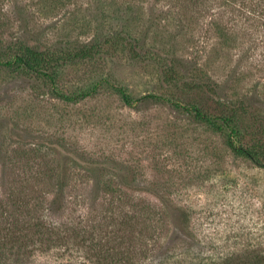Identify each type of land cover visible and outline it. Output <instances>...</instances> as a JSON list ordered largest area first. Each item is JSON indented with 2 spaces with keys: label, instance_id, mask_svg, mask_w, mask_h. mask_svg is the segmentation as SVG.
I'll list each match as a JSON object with an SVG mask.
<instances>
[{
  "label": "rangeland",
  "instance_id": "374dc122",
  "mask_svg": "<svg viewBox=\"0 0 264 264\" xmlns=\"http://www.w3.org/2000/svg\"><path fill=\"white\" fill-rule=\"evenodd\" d=\"M188 4L184 8L170 0L136 5L133 0H0V51L16 42L61 52H74L82 45L118 46L93 62L61 69L57 91L37 79L0 71V140L8 137L15 164L10 165L9 188L4 190L22 189L27 182L36 190L50 191L65 176L72 201L76 195L81 200L84 193L91 198L94 176L82 167L89 158L97 159L106 164V181H132L138 189L155 184L160 194L188 207L197 233L192 243H215L221 251L245 244L264 249V169L233 155L223 137L192 123L172 104L140 101L148 95L166 101L187 99L180 88L162 81L158 56H175L195 61L218 83L229 79L230 99L258 97L264 114L261 26L235 18L229 0H207L204 7ZM225 26L231 29L230 34L224 32L230 40L221 37ZM123 42H130L140 56L132 57ZM117 88L130 96L133 106L124 103ZM89 92L77 102L57 97ZM244 122L250 124L249 119ZM63 165L68 171L62 176ZM76 209L78 214L70 211L65 217L89 215L105 227L110 222L106 217L117 216L100 208L91 214L84 206ZM112 227L117 228L112 225L110 231ZM147 245L150 241L138 248L141 253L150 250ZM52 253L38 254L30 264H91L70 255L58 259ZM150 260L149 251L132 264Z\"/></svg>",
  "mask_w": 264,
  "mask_h": 264
},
{
  "label": "trees",
  "instance_id": "16d2710c",
  "mask_svg": "<svg viewBox=\"0 0 264 264\" xmlns=\"http://www.w3.org/2000/svg\"><path fill=\"white\" fill-rule=\"evenodd\" d=\"M133 1L136 5L144 0ZM170 1L185 8L188 3L204 7L207 0ZM229 1L234 6L235 18L244 19L251 27L258 23L264 31V0ZM230 30L228 26L222 28L221 37L230 40V37H225ZM126 44L132 57L140 56L130 42ZM114 48L118 46L104 43L82 45L74 52H61L41 50L16 42L0 51V71L37 79L57 91L61 69L93 62ZM154 56L157 54L154 53ZM157 60L161 64L163 83L168 87L180 88L187 99L166 101L148 95L140 101L172 104L176 111L186 113L192 123L223 137L233 155L244 157L264 169V114L258 109V97L251 94L230 99L226 93L231 89L230 80L224 83L214 81L195 61L163 55L158 56ZM116 92L124 103L133 106L134 102L122 88H117ZM90 94L58 93L57 97L67 102H77ZM245 119L250 120L249 125L245 124ZM8 142L7 136L0 140V264H30L38 254L49 251L58 259L70 255L91 264H132L149 251L152 257L150 264H264V249L258 251L249 244L221 251L215 243H192L197 240V233L188 207L160 194L155 184L138 189L132 181H106V164L97 159L89 158L82 167L87 174L94 176L91 198L84 193L81 200L80 195H76L72 201L73 195L68 193L69 182L63 176L68 171L65 165L61 171L63 177L58 178L50 191L36 190L35 185L27 182L22 189L6 191L4 189L9 188L7 179L12 173L10 165H15L11 163V152L8 150L11 145ZM79 158H84L83 154ZM56 176H60L59 171ZM80 205L85 210L91 209L90 214L100 208L106 214L117 216H105L110 219L105 227L101 220L97 221V217L92 220L89 219L91 216L87 218L82 214H79V218L65 217L70 211L78 214L76 207ZM126 208L133 212L129 214ZM101 218L104 220V217ZM112 225L117 228L112 227L110 231ZM149 241L150 246L147 247L150 250L141 253L144 251L138 248Z\"/></svg>",
  "mask_w": 264,
  "mask_h": 264
}]
</instances>
